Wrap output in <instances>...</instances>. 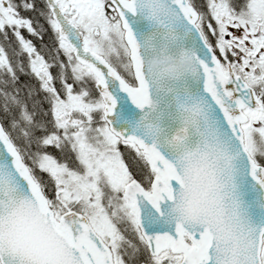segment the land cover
Here are the masks:
<instances>
[{
    "label": "snow or ice",
    "instance_id": "6c2138e0",
    "mask_svg": "<svg viewBox=\"0 0 264 264\" xmlns=\"http://www.w3.org/2000/svg\"><path fill=\"white\" fill-rule=\"evenodd\" d=\"M0 264H264V0H0Z\"/></svg>",
    "mask_w": 264,
    "mask_h": 264
}]
</instances>
